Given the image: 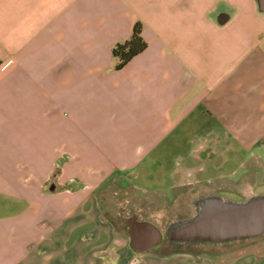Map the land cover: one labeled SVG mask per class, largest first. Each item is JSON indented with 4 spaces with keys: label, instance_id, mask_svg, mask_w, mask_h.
Returning <instances> with one entry per match:
<instances>
[{
    "label": "crops",
    "instance_id": "crops-1",
    "mask_svg": "<svg viewBox=\"0 0 264 264\" xmlns=\"http://www.w3.org/2000/svg\"><path fill=\"white\" fill-rule=\"evenodd\" d=\"M136 22L146 47L115 69ZM6 60L0 264H264L145 248L140 221L125 234L104 216L133 198L140 214L145 195L240 199L264 184V0H0ZM107 184L127 200L102 206Z\"/></svg>",
    "mask_w": 264,
    "mask_h": 264
},
{
    "label": "water",
    "instance_id": "water-1",
    "mask_svg": "<svg viewBox=\"0 0 264 264\" xmlns=\"http://www.w3.org/2000/svg\"><path fill=\"white\" fill-rule=\"evenodd\" d=\"M247 197L232 201L216 194L199 196L194 216L178 225L167 227L165 238L153 224L140 221V238L149 237L143 246H155L166 239L171 247L180 249L192 243L257 237L264 233V192L250 193Z\"/></svg>",
    "mask_w": 264,
    "mask_h": 264
},
{
    "label": "rangeland",
    "instance_id": "rangeland-1",
    "mask_svg": "<svg viewBox=\"0 0 264 264\" xmlns=\"http://www.w3.org/2000/svg\"><path fill=\"white\" fill-rule=\"evenodd\" d=\"M56 169V168H55ZM54 171V170H53ZM50 175V183L51 185H56L53 180L52 175L56 174V170ZM258 184V183H256ZM118 187L115 184H107L99 194L100 204L104 207L107 206L108 203L112 199V203L114 207H116V202H113V199L120 203V200L126 199L130 193L129 191L124 193L126 195L124 197L123 192L118 191ZM250 190V189H248ZM257 192H253V194L260 193L264 191V184L258 185L256 187ZM115 192V194H113ZM128 193V194H127ZM252 193V192H249ZM219 196H223L226 199L232 201H239L247 199L248 195L239 199L238 195L232 192H220L215 193ZM129 197V196H128ZM136 199H131L128 201L123 200V204L118 208L117 211H111L109 208H104V216L107 219H110L116 229V232H122L127 234V223L132 224L138 221H148L153 224L156 228H158L162 234L163 238H165V231L167 227H173L178 225L184 221L189 220L194 216L195 212V204L198 198H187L184 196V192L182 190H175L172 193L166 195H149L140 197V214L136 211ZM143 236V235H142ZM145 238V237H144ZM163 243H166V239H163ZM191 245H197L201 247L200 250H207L211 252H219V253H228L226 259L230 260L232 256L233 249L236 251L242 252H252L256 256L264 258V233L259 234L257 237H253L250 239L243 240H235L228 239L218 242H201V243H192ZM169 247V246H168ZM191 246L186 245L182 248H190ZM173 249L174 247H169ZM176 249V248H174ZM235 251V252H236Z\"/></svg>",
    "mask_w": 264,
    "mask_h": 264
},
{
    "label": "trees",
    "instance_id": "trees-1",
    "mask_svg": "<svg viewBox=\"0 0 264 264\" xmlns=\"http://www.w3.org/2000/svg\"><path fill=\"white\" fill-rule=\"evenodd\" d=\"M145 47L146 43L141 37V24L136 22L132 27L130 37L123 42L116 43L112 48V55L117 58L114 66L115 69L122 68L133 56L144 50Z\"/></svg>",
    "mask_w": 264,
    "mask_h": 264
},
{
    "label": "built area",
    "instance_id": "built-area-1",
    "mask_svg": "<svg viewBox=\"0 0 264 264\" xmlns=\"http://www.w3.org/2000/svg\"><path fill=\"white\" fill-rule=\"evenodd\" d=\"M9 63H10V60H6V61H3L1 64H0V71L1 70H4V69H6L7 67H8V65H9ZM56 168V169H55ZM56 170V174H54V175H52V177H53V180L52 181H54L55 183H57V177H58V175H59V173H60V170H61V165H59V164H56L55 166H54V171ZM53 171V172H54ZM51 180V179H50ZM70 183H73L74 181L72 180V179H70V181H69ZM51 183L49 182L48 183V185H50ZM47 187V186H46Z\"/></svg>",
    "mask_w": 264,
    "mask_h": 264
},
{
    "label": "flooded vegetation",
    "instance_id": "flooded-vegetation-1",
    "mask_svg": "<svg viewBox=\"0 0 264 264\" xmlns=\"http://www.w3.org/2000/svg\"><path fill=\"white\" fill-rule=\"evenodd\" d=\"M148 240H149V237H147V238H145V239H141V238H140V244H142V243H146Z\"/></svg>",
    "mask_w": 264,
    "mask_h": 264
}]
</instances>
